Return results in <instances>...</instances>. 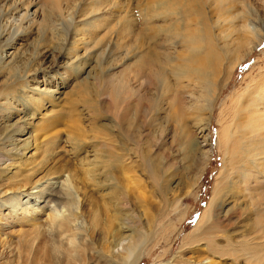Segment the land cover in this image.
Here are the masks:
<instances>
[{"label":"bare ground","instance_id":"bare-ground-1","mask_svg":"<svg viewBox=\"0 0 264 264\" xmlns=\"http://www.w3.org/2000/svg\"><path fill=\"white\" fill-rule=\"evenodd\" d=\"M134 2L0 0V44L7 48L0 58L6 64L0 68V214L5 222L41 211L50 219L51 201L67 197L58 182L11 196L3 190L17 185L14 170L41 156L42 145L32 139L36 125L27 121L38 118L34 113L43 101H63L52 85L65 84L72 71L82 77L76 92L79 112L88 121L107 118L112 125L103 135L121 139L143 176L159 183L177 162L192 165L198 179L205 172L213 154L208 130L215 106L234 71L264 43V22L259 34L252 27L251 0ZM61 33L70 38L66 44ZM17 37V43L31 40L33 48L45 38L58 40L43 48L56 58L36 72L15 67L23 56L13 48ZM81 57L92 59V65L78 64ZM218 105L220 165L197 222L182 236L174 264H202V255L219 264H264V59H256ZM12 116L16 121L3 125ZM95 141L97 154L90 156V165L99 167L98 155L110 145ZM112 177L105 176L107 191ZM127 192L135 194L133 188ZM125 194L116 203L118 232L108 242L106 257L90 259V254L82 264H133L142 256L146 236L125 213ZM53 226L44 256L80 264L77 252L67 250L73 240L82 245V225L62 207Z\"/></svg>","mask_w":264,"mask_h":264},{"label":"rangeland","instance_id":"rangeland-1","mask_svg":"<svg viewBox=\"0 0 264 264\" xmlns=\"http://www.w3.org/2000/svg\"><path fill=\"white\" fill-rule=\"evenodd\" d=\"M132 2L135 4L134 0ZM251 4L254 10L251 15L252 27L261 34V24L264 22V0H251ZM252 38V35L249 36L247 41ZM20 39L21 37H17L13 48L18 50V56L22 52L23 56L16 60L15 67L36 72L40 68L46 69L47 62L56 58L52 57L50 50L47 53L43 48H51L58 40L45 38L41 46L33 48L30 44L31 40H21L17 43ZM59 39L65 44L70 40L69 36L66 37L63 33ZM3 45V43L0 44V58L4 52H7V48L1 49ZM72 51H75L74 46ZM256 59H264V43L234 71L231 83L221 95V101L229 95ZM3 61H0V68L6 66ZM92 61L90 58L81 57L78 64L84 63V67H88L92 65ZM67 78L69 80L65 84L52 85L57 87L56 93H62L63 101L58 103L43 101L34 113L35 117L38 115V118L27 121L32 126L36 125L32 131V139L42 145L41 156L36 157L32 165L14 170V181L17 177L14 183L17 182V185L11 183L6 190H3L8 191L5 196L7 194L11 196L9 193L15 195L23 188L30 189L35 185L45 186L48 182H58L67 197L51 201L49 206L53 208L46 213L51 220L46 219L43 215L44 211L35 216H21V219L16 217L9 223L2 220L3 214H0V264H67L65 260L44 256L43 253L47 235H54L53 222L62 207L65 208L68 218L75 220L83 227L82 245L77 240H73L67 252L76 251L80 264L90 254H92L90 259L106 257L108 242L118 232L116 203L119 196L128 194L127 191L132 188L134 195L125 194L128 205L125 213L132 216L133 221L139 225L146 236L142 256L133 264H174V260H177L176 257L179 256L178 250L182 236L197 222L220 165L221 156L216 143L220 130L217 123L218 104L221 101L219 100L215 106L208 130L213 154L201 178L196 177L192 165L187 163L182 165L180 164L182 162H177L175 168L164 172L159 183H154L140 173L136 164L129 158L127 150L125 152V149H122L120 145L122 141L115 137L116 134L103 135L112 125L107 118H95L88 121L82 116L78 109V98H76L82 77L72 71ZM32 105L33 102L30 106ZM14 121H16L15 116L6 118L3 125ZM96 138L110 145L107 151L103 150L98 155L102 163L99 167L90 165V156L96 153L94 150L97 149ZM107 174L114 178L113 187L108 191L103 184ZM2 197L0 196V199ZM164 216L165 218H162ZM158 217L162 218L160 221L162 224L159 223L156 228L154 224ZM150 229L153 230L151 233ZM154 243L157 244L151 250ZM184 258L197 262L189 254H185ZM198 259V263L202 264H214V262L219 264L215 260H204L203 255Z\"/></svg>","mask_w":264,"mask_h":264}]
</instances>
